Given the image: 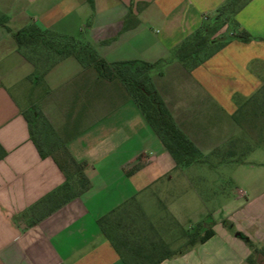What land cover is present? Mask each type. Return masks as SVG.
Here are the masks:
<instances>
[{
    "label": "crops",
    "instance_id": "1",
    "mask_svg": "<svg viewBox=\"0 0 264 264\" xmlns=\"http://www.w3.org/2000/svg\"><path fill=\"white\" fill-rule=\"evenodd\" d=\"M226 1L0 0V13L11 28L0 26V264H126L99 223L113 212L123 217L122 228L130 236L150 232L175 251L159 264H250L246 238L264 250V161L238 156L245 147L244 131L233 118L264 84V0H250L234 15L253 39L234 37L237 31L227 23L217 31L226 44L201 65L188 70L175 57L186 37L218 21ZM30 23L91 43L108 62H158L153 83L204 156L194 164L213 171L235 165L225 179L229 185L219 188L217 179L189 172L191 165L177 167L137 104L132 99L116 103L120 94L107 92L105 82L96 81L75 57L61 59L34 84L29 79L34 65L12 35ZM77 76L82 77L74 87ZM48 99L49 107L70 99L89 102L87 126L66 144L76 161L86 163L89 186L41 211L37 204L64 183L65 174L52 156L39 153L25 111ZM103 102L109 109L92 119ZM231 139L237 143L227 148ZM189 190L192 199L176 200ZM209 197L215 205L199 211L196 223L203 221L202 227L186 230V205L197 201L207 207ZM147 202L156 203L160 215H153ZM178 229L183 235L171 246L168 238ZM194 232L197 238L190 244L187 235Z\"/></svg>",
    "mask_w": 264,
    "mask_h": 264
},
{
    "label": "trees",
    "instance_id": "2",
    "mask_svg": "<svg viewBox=\"0 0 264 264\" xmlns=\"http://www.w3.org/2000/svg\"><path fill=\"white\" fill-rule=\"evenodd\" d=\"M249 1L227 0L219 8L216 16L218 20L225 16L220 24H215L214 26H212L213 24H204L195 30L177 46L175 57L188 70H193L201 65L226 44L225 40L214 39L213 36L221 26L227 23H231L233 30L237 31L233 32L234 37L244 42L253 39V36L244 28H240L234 20V15ZM8 21V17L0 13V26L11 31ZM12 35L18 51L34 65V71L29 76V79L34 84L40 83L44 75L55 63L63 58L73 56L85 70H90L94 73L96 81L105 82L106 87L113 86L114 90L112 92L120 94L118 97L120 100H117L116 103L132 99L137 104L146 121L161 140L163 147L173 157L177 167L185 168L194 163L204 161L202 152L177 125L171 111L153 83L151 72L156 68L158 62H147L137 59L108 62L99 55L97 49L91 43L71 35L43 29L35 23H30L19 30L13 31ZM213 46L216 47L212 51H206V49L208 50ZM80 77L82 76L75 77L71 81V85L77 87ZM123 89L126 93L121 92ZM258 91L249 100L241 104L237 112L233 114L234 120L242 127L243 131H246L247 127L241 114L245 115L249 120L250 116H257V109L262 106L257 98ZM88 105L89 102L82 103L81 111L69 118L66 122L64 135L57 132L58 145L53 144V142H46L36 134L38 133L36 126L39 113L35 104L25 111L30 137L39 153L42 157L52 156L65 174L64 183L39 202H52L49 207L50 211L78 195L89 186L84 172L86 163L76 161L66 146L71 138L78 135L87 126L83 118L84 110ZM70 127L72 129H68ZM250 151L251 148L248 149L247 153ZM139 167L140 165L138 164L134 169ZM60 193H68L69 195L62 201H58L57 196ZM99 223L103 232L110 239L126 264H159L164 258L175 253L165 241L151 236L150 232L148 236H143L140 232L130 236V233L122 228L123 217H119L116 212L101 217ZM187 236L188 243H194L197 238V232ZM208 236L207 232L198 239L205 241ZM246 240L251 249V254L247 258L248 262L250 264H259V261H262L261 255L264 256L263 248L252 240L247 238Z\"/></svg>",
    "mask_w": 264,
    "mask_h": 264
},
{
    "label": "rangeland",
    "instance_id": "3",
    "mask_svg": "<svg viewBox=\"0 0 264 264\" xmlns=\"http://www.w3.org/2000/svg\"><path fill=\"white\" fill-rule=\"evenodd\" d=\"M224 16V15H223ZM225 18H219L218 22L213 23L212 26L215 24H220V22ZM232 25V24H231ZM211 26V25H210ZM230 30H233V26L230 27ZM225 33V32H223ZM213 38H220L221 40H224L223 37H219V35L216 33ZM216 46L210 47L207 52L212 51ZM264 47L262 46L261 49ZM64 72V71H63ZM64 73V75L69 74V70L67 69ZM107 91H113V86H107L105 88ZM257 98L259 100V103L262 104L259 109H257V116L255 117H249V120L247 117L243 114L242 117L244 119V123L246 124V131H244L242 138L243 142L242 145L245 147H242L238 152L240 153L239 156L244 155L248 152V149L251 148V151L245 155H247L248 160L251 162H260L264 161V84L258 89ZM121 92L126 91L123 89ZM16 93V92H15ZM50 99L43 101L42 103L37 102L36 110L38 111L39 115H37V126L36 129L41 139L45 140L46 142H53V144H57V132L64 135L65 132V126L66 122L69 120V118L73 115H76L78 112L81 111L82 108V102L76 101L74 99H70L65 102L57 101L55 107L51 106L49 107ZM59 103H62V106L59 105ZM109 109V104H106V102L102 103V106L98 108L92 119L98 116L99 114L103 113L104 111H107ZM242 119V120H243ZM150 128V127H149ZM72 129V127L68 128ZM240 133L237 132L233 136L239 135ZM236 138V137H235ZM237 143V139H231L227 145V148H232ZM58 145V144H57ZM56 145V146H57ZM61 151V150H60ZM58 151V153H60ZM235 165H221L217 171H213L210 169L207 165H200V164H194L188 167V171L192 173H199L202 176H205L209 180H216L218 183V187L220 188V185L227 186L229 183L225 180L227 177L229 178L233 173H235ZM82 184V183H81ZM229 189V186H228ZM71 193V192H70ZM69 194L68 193H60L57 196L58 201H62L64 198H66ZM191 192L190 190L186 193L185 197L182 198H176V200H188L189 198L192 199L193 197H190ZM163 200H166V198H162ZM52 205V202L43 201L39 203L37 208H40L41 211H45L49 209V207ZM215 204L211 200V198H207L206 206L205 204H200L197 201H192L189 206L186 205V212H185V221L184 226L185 229H191V226L198 229L202 227V222L199 220V223H196V219H200V210L203 211L204 209L208 207H213ZM147 209L154 215L158 216L160 215L161 208L158 207V205L154 202H147ZM169 220H172V218ZM183 235V230L178 229L176 230V234L172 236V238H168V240L171 242L173 238L175 237H181ZM171 246H174V244L171 242Z\"/></svg>",
    "mask_w": 264,
    "mask_h": 264
}]
</instances>
